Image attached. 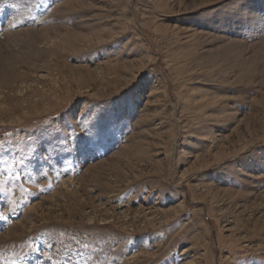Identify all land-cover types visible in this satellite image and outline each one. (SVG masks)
Segmentation results:
<instances>
[{
    "label": "rangeland",
    "instance_id": "374dc122",
    "mask_svg": "<svg viewBox=\"0 0 264 264\" xmlns=\"http://www.w3.org/2000/svg\"><path fill=\"white\" fill-rule=\"evenodd\" d=\"M0 264H264V0H0Z\"/></svg>",
    "mask_w": 264,
    "mask_h": 264
},
{
    "label": "bare ground",
    "instance_id": "6f19581e",
    "mask_svg": "<svg viewBox=\"0 0 264 264\" xmlns=\"http://www.w3.org/2000/svg\"><path fill=\"white\" fill-rule=\"evenodd\" d=\"M8 57V56H7ZM10 61V60H9ZM7 63V62H6ZM11 68V67H10ZM6 70V69H5ZM67 81V80H66Z\"/></svg>",
    "mask_w": 264,
    "mask_h": 264
}]
</instances>
